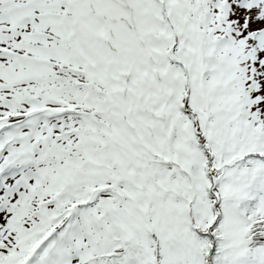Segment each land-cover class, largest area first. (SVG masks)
<instances>
[{
	"label": "snow or ice",
	"instance_id": "snow-or-ice-1",
	"mask_svg": "<svg viewBox=\"0 0 264 264\" xmlns=\"http://www.w3.org/2000/svg\"><path fill=\"white\" fill-rule=\"evenodd\" d=\"M0 264H264V0H0Z\"/></svg>",
	"mask_w": 264,
	"mask_h": 264
}]
</instances>
